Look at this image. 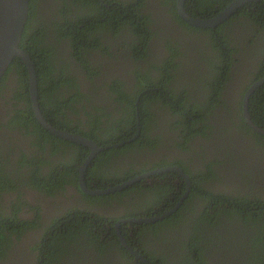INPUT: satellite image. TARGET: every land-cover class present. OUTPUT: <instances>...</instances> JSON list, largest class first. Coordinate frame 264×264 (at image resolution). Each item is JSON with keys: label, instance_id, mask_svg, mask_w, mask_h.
Listing matches in <instances>:
<instances>
[{"label": "flooded vegetation", "instance_id": "1", "mask_svg": "<svg viewBox=\"0 0 264 264\" xmlns=\"http://www.w3.org/2000/svg\"><path fill=\"white\" fill-rule=\"evenodd\" d=\"M235 1L236 0H213L211 4L210 2L206 4L208 6L202 7L203 13L197 12L194 14L191 5L195 6L196 4L199 6L202 1L185 0L183 7L180 9V0H68L67 5L70 8L67 17L70 19L73 26L76 25V28L80 30L78 29L77 32L73 30L75 32H70V36L66 39H61L60 42L56 41V50L53 57L55 67L59 70L60 66L64 64L67 65L68 71L62 79L64 85H60L58 90L54 88L52 95L49 94L52 100L49 99L50 103H47V106L44 105V109H47L46 111L48 114L42 112L39 101L40 109L44 118L53 127L57 128L52 122V117L54 116L63 123L71 124V129H74L76 132L63 129L59 130L85 137L96 142L100 147H105L107 149L95 155V158L84 171V178L82 179L83 165L91 154L90 148L83 146L89 149V151L87 157L78 163V153H81V150L77 149L79 148L77 147L79 144L69 146L60 140H56L58 144V146H56L54 142H49L48 138L44 137L45 135H42L40 138L39 133L36 135L31 134L30 132H32L34 126L31 122L27 128L13 123L12 120L15 111H25L28 108L25 101L15 97V92L13 91L16 86V82L14 81L15 76L11 75L5 81L0 90V152L6 163L5 166L7 169L5 177L9 187L6 188V192H3L1 195L0 212H3L2 214L5 215V218H9L10 220L16 215L20 222V226H14H18L19 229L21 228V232H18V227L16 232H7L9 237V239L7 238V244L10 247H5L6 253L0 257V264H39L37 255L39 253L38 250L43 247L40 243L42 237L46 233V229L55 221L63 218L64 213L74 210L73 208H85L94 213L105 214L115 219L119 218L113 227L121 243V238L124 237L121 228L124 227V229L128 231L126 234L130 239V244H128L127 239L124 237L127 242V246L122 244L124 248L133 255L129 250V248H132L150 264H153V262L148 258L150 256H147V254L143 252L142 246L147 247L153 252L157 251L159 252L158 254L161 255L180 256L178 252L179 247L174 245L175 243L173 241L177 239L181 241L192 233L191 229L193 228V222L179 221L177 224H173L169 229H159V231H157L159 237H156V235H154L155 233L151 230H148L150 234L147 235L139 226L144 224L153 225L168 219L170 216L177 213L179 208H181L184 202L189 198L193 189L192 180L183 168L173 164V162L176 157H179L184 160L182 163H185L186 166L195 173L200 164L195 158L191 157H195L193 156L192 150L193 147L198 145V141L196 144L192 142L190 146L192 149L190 148L188 151L177 145V143H181V141L178 135L174 132L171 133V122L175 120L173 118L174 114L171 109L172 107L168 105L163 106V99L156 98V100L152 102L153 104H149V108L151 109L150 113L154 114L155 118H153V123L148 126V133L151 136L161 135L164 137L165 141L161 143V148H158L155 152H150L149 148L131 149L126 152L118 151L114 155L106 156L107 154H104V152L112 150L114 147L122 148L124 143H113L109 146H102L96 140H93V138L91 139L85 136V134L95 133L98 136L101 135V139L106 143L111 142L110 139H106V135L103 136V132L97 128L96 124H94L93 127L92 124H88L93 122L87 118L85 113L90 112L96 116L99 115L101 122L107 121L110 118H121L123 116V111L121 107H117L120 105V102L117 101L118 95L111 92L115 80L124 82L123 91L127 94H132L137 89L138 81L144 79V77L138 78L137 73L146 75L147 72H150L152 78H157L160 75L158 70H162L166 62L173 74L171 84L176 89V92L179 91L178 89L181 88L180 86L185 85L189 87L187 84H195L196 81L192 80L198 79V89L196 92L191 93L190 96L196 98L198 105H203L205 102L207 105L208 94L206 95V93L203 92L207 82L204 81L203 78L207 77V73L211 68V63L216 61L217 52L214 49L213 41H218V44L221 46H224V43L228 41L229 47L225 48V50L230 52V56H232L233 63L230 64V66L233 65L232 68H230L231 74L239 73V75L242 76L243 81L237 74L236 77L238 80H233L231 83L227 84L222 92L223 100L228 102L230 106H235L239 102V96L236 95V90H240L242 86H249V89L256 82L254 79L257 78L258 74L260 76L263 72L264 11L258 7L257 3L264 4V0L247 3L240 7L223 23L214 27H202L191 24L185 15L187 14L194 19L211 20L217 17ZM61 4L62 3L58 0H46L42 1L36 10V20L38 21L36 22L35 29L38 32L43 30L45 39H48V37L53 39L55 31H52L53 29H51V26L47 23L45 24L44 21L52 18L51 16L55 12V9ZM212 14L215 15L211 17ZM135 24H140L139 26L145 25V27L149 28L148 32H150V35H148L147 32V36H143L140 31L143 27H135ZM189 27L197 29L198 31L195 32ZM33 33L34 30L32 31V34ZM211 34H214L215 38H213ZM73 36L78 37L77 43L73 42ZM145 40H147L146 49L143 46V43L146 42ZM224 67L225 63L223 65V68ZM252 72L253 74H250ZM263 78L264 76L262 75L258 80ZM74 79L75 81L72 82ZM159 80L161 81V79ZM57 81H61V79L59 78ZM252 81L253 83L250 84ZM49 82L54 86L53 81ZM143 83H145V81H143ZM157 83L158 81L155 82L156 86ZM156 86L147 87L146 90L162 89ZM70 87L72 88L70 89ZM193 89L194 88L191 86V90ZM29 94L34 118L38 124H41L33 109L30 82ZM61 94H64L62 98H66L65 102L57 100ZM139 100L140 98L138 102ZM56 102H60L59 104L62 105L61 110L63 114L59 113L58 107L55 108ZM243 102L244 97L242 98V105ZM223 106L224 105L216 106L213 109L215 116H212V120L221 121L219 125L220 129L222 128L224 132L233 139L229 140V137H227L225 141L222 139H213L211 141L213 145L216 142L222 144L214 146L213 149H216L210 155L208 154L211 148L208 149V147H206L207 144L202 146L206 147V154L208 157H218L221 161H227V164L224 165L225 168H221V175L216 178V184H206L203 187L206 190L212 189L216 194H223L226 197H245L252 195L264 197L263 174H258L250 169L251 166L256 167L261 165L260 160L263 159L264 150L261 147H256V152H253L250 147L247 146L246 140L243 141L245 144L239 148L241 143L237 141V138L241 139V137H244L240 135V133H236L235 130L237 127L234 125V120H236L235 116L228 113V110H226L227 108H223ZM249 115L252 119L250 112ZM95 120L96 119H93L94 122ZM140 124L141 122L138 120V134L127 140V143H131L139 137L141 129ZM157 126L159 130L156 129ZM43 129L44 132H50L44 127ZM251 130L255 132L252 128ZM231 132H233V135L230 134ZM50 133L53 134L52 132ZM114 134L117 137V141L119 140L118 137H125L124 133L119 134L114 132ZM55 136L63 139L57 135ZM63 140L68 141L66 139ZM233 143L238 145L236 155L233 154V152L231 155L224 150L217 149L223 145H227L233 149ZM101 154H103L102 157L107 160L110 159V162L107 161V165L102 167V174L117 175V179H110L109 181L104 180L106 185H112L105 189L97 188L99 187L98 185L102 184V181L96 178V176L90 177V179L87 177V173L94 167L95 161L98 160ZM250 156L252 157L251 159ZM258 156L262 157L259 158ZM163 160L169 161V164L166 167L155 169L154 166ZM66 162L69 164L64 166L63 164ZM74 166L77 167L78 172L77 184H73L71 181V179H74V169L76 168ZM99 168L100 166L96 165V172L101 171ZM164 168L181 169L189 176L190 185H188L185 178L177 170L168 171L175 172V175L167 177L166 179L165 176H162L168 172L143 177L158 169ZM51 169H57L55 174L56 176L59 174L60 179L57 181V191H54L55 193L50 195H46L42 189H38L31 185L30 181L31 176L35 172H39L41 177H43L45 174L49 173ZM258 169H263V167H258ZM223 174H227V176H223ZM137 178L140 179L135 181ZM60 181L63 183H60ZM82 181L91 191H106L109 189H113L114 191L102 195H93L87 193L82 188ZM127 183L130 184L122 189H118V187ZM157 184H169L175 187L176 191L173 194L174 196H169L163 205L156 207L152 212V216H140L145 206V200L141 199L143 197L142 195L147 196L146 200L149 198L151 199L154 192L152 189L157 187ZM183 184H186L185 190L182 188ZM124 192L125 195L122 197L121 193ZM84 194L93 197L115 195L117 198L122 197V199L121 201L114 199L110 202L97 201L95 204H91ZM179 194H181L179 201L174 203ZM170 200L173 201V207L161 214L162 211L169 207ZM195 204L194 207L196 211L193 212L192 215L190 212H187L186 217L191 215V217L196 219L201 218L200 227H208L207 229L205 228V236L210 235L208 232L209 230L211 233H217L219 229L223 231L228 225H243L242 219L237 213L232 215V219H230L234 220V224H226L225 221L227 219L220 214V209L216 210L218 215H215V217L213 215L205 217L201 212L202 199H197ZM224 207L229 209L228 205H224ZM132 211H135L134 214L139 216L122 218L127 213H133ZM74 215L75 214L72 216ZM146 217L157 219L153 222L122 223L119 229L116 227V224L123 220ZM71 219L72 218L66 221L68 222ZM34 221L37 222L36 226H27L28 222ZM214 222L215 225H213ZM23 223H25V226H23ZM110 225L111 224H108V227L111 229ZM122 225L124 226L122 227ZM96 230L101 233L103 232V230L99 228ZM104 232L102 233V238L106 235ZM138 234L139 238H137ZM170 237H172L171 240H169ZM37 243L40 245H38V250L35 252L34 247ZM166 246L167 248L163 251L162 249ZM211 249L212 252H210L211 255L209 257L211 264H232L230 259L224 258L222 252L209 246L208 251H211ZM91 256L94 257L96 255L95 253L89 255L85 254L83 257H80L79 260L72 255L68 257L69 259L64 264H100L95 258L91 259ZM133 256L135 258L133 261L144 263L137 256ZM102 259L103 262L101 264H126L117 246L114 245L111 246L108 254L104 255ZM53 263L54 262H51L50 264Z\"/></svg>", "mask_w": 264, "mask_h": 264}, {"label": "trees", "instance_id": "2", "mask_svg": "<svg viewBox=\"0 0 264 264\" xmlns=\"http://www.w3.org/2000/svg\"><path fill=\"white\" fill-rule=\"evenodd\" d=\"M42 1L46 0H30V15L25 31L23 33L21 48L26 50L35 62L39 85V101L42 112L48 114V112L46 111L47 109H44V105L50 103L49 99L52 100V98L49 97V94L52 95V91L54 90V88L58 90V87L60 85H64L62 79L68 71L67 65L64 64L60 66L59 70L55 67L53 57L56 50V41L60 42L61 39H66L70 36V32H75L73 30H76L77 32L79 28H76V25L73 26L72 22L67 17L70 8L67 5L68 0H58L62 4L58 5L57 9H55V12L51 16L52 18L44 21L45 24L47 23L49 26H51V29H53L52 31H55L53 39L48 37V39L46 38V40L43 30H41V32H38L35 29L36 22L38 21L36 20V10L38 9V6ZM200 1L202 2L199 4V6H197L196 4L195 6L191 5L194 14H196L197 12L203 13L202 7L208 6L206 4L209 2L210 4L213 2V0ZM257 5L260 9H262V11H264L263 3H257ZM214 15L215 14H212L211 17ZM139 25L140 24H135L134 26L137 27ZM139 27H143L140 29V31L142 35L146 37V33L149 31V28L145 27V25ZM191 29H193L195 32L198 31L194 28ZM33 30L34 33L32 34ZM148 35H150V32H148ZM42 36L44 39L42 38ZM76 36H73V42L77 43L78 37ZM211 36L215 38L214 34H211ZM145 41L146 42L143 43V46L146 49L147 40ZM213 43L214 49L217 52L216 61L211 63V68L209 70L210 73L208 72L207 77L203 78V80L207 82L204 87L205 89H203V92L206 93V95L208 94L207 105L206 102L203 105H198L196 98H194V96H190L191 93L196 92L198 89V79L192 80L196 81L195 84H187L189 85V87L185 85L180 86L181 88L178 89V92H176V89L171 84L173 74L166 62L165 66L162 67V70H158L160 72V75L157 78H152L150 72H147L146 75L137 73L138 78L144 77V79L138 81L137 89L132 94H127L123 91L124 82L115 80L114 85H112L113 89L111 92L118 95L117 101L120 102V105H118L117 107H121L123 111V113L120 112L123 114L121 118H110L107 121L101 122L99 115L96 116L94 114H91L90 112L85 113L87 118L93 122L88 124H92V127L94 126V124H96L97 128L101 132H103V136L106 135V139H110L111 142L106 143L101 139V135L98 136L95 133L85 134V136L91 139L93 138V140H96L102 146H109L113 143H124V146H122V148L114 147L112 150L104 152V154H107L106 156L114 155L118 151L126 152L127 150L131 149L135 150L139 148H149L150 152H155L158 148H161V143L165 141L164 137L161 135L151 136L148 133V126L153 123V118H155V115L150 113L151 109L149 108V104L154 102L156 98L163 99V106L168 105L172 107L171 109L174 114L173 118L175 120H172L171 122V133L174 132L176 135H178V138L181 141V143H177V145L188 151L190 150V148L192 149V147H190L192 145L191 143L193 142L196 144L198 141V145H196V147H193L192 150L193 156L195 157H191L195 158L200 164L195 173L190 170L185 163H182L184 162L183 159L176 157L173 162V164H176L183 168V170L190 176L192 180L193 189L192 193H190L189 195V198L184 202L181 208H179L177 213L170 216L168 219H165L162 222H158L157 224L153 225L144 224L139 226L141 230H144L147 233V235L150 234L148 230H151L153 233H155L154 235H156V237H159V234L157 233L159 229H169L171 226H173V224H177L179 221H190L194 223L193 228L191 229L192 233L188 232L190 234L181 241L179 239L173 241L175 243L174 245H177L179 247L178 252L180 256H165L164 254L161 255L158 254L159 252L157 251L153 252L147 247L142 246L143 252L147 254V256H150L148 258L151 260V262H153V264H211L209 257L211 255L210 252H212V249L211 251H208L209 246H212V248L214 247L215 250L222 252L224 258H227L228 260L230 259L232 264H264V197L259 195L245 197H226L223 194H216V192L212 191V189L206 190L203 187L206 184H216V178L221 175V168L224 167L225 164H227V161H221L218 157H208V155L212 154L215 151L216 148L213 149L214 146H216L217 144H222L216 142L213 145L211 141L213 139H222L225 141L227 137H229V140L233 139L231 136L227 135L222 128L220 129L219 125L221 121L212 120V116H215L213 113V109L216 106L224 105L223 108L226 107V110H228L227 112L235 116L236 120H234V125L237 127H235V131L236 133H240V135L244 137H241V139L237 138V141L241 143L239 145V148L243 146V144H245L243 141L246 140L247 146H249L253 152H256V147H261L264 150V135L253 132L251 128L246 124L242 114V98L244 97V93L249 86H242L240 90H236V95L239 96V102L235 106H230L228 102H226L222 98L224 87H226V85L231 83L233 80H238L236 76L237 74L239 75V73L231 74L232 72L230 68H232L233 66H230V64L233 63L232 56H230V52H227L225 50V48L229 47L228 41L224 43V46L218 44V41H213ZM224 63L226 68H223ZM250 74H253V72ZM11 75L15 76L14 81L16 82V86L13 89V91L15 92V97L19 100L25 101L28 108L25 111H15L12 122L19 124L20 126L25 128H27L31 122L34 125L32 132H30L31 134L36 135L37 133H39L40 138L42 135H45L44 137L48 138L49 142H54L56 146H58L56 140H60L69 146L77 145L60 139L48 131L44 132L42 125L38 124V122L35 120L29 94L28 70L21 59L15 58L11 63L5 75L0 80V90L2 85ZM262 75L264 76V68L262 74L260 76L258 74L257 78H255L254 80L257 81L261 78ZM239 76L243 81L242 76ZM59 78L61 79V81H57ZM159 79H161V81ZM49 81H53L54 86ZM74 81L75 79L72 80V82ZM143 81H145V83H143ZM156 81H158L157 86L155 85ZM252 83L253 81L250 82V84ZM170 84L172 87L170 86ZM150 86H156L157 88L160 87L162 89L146 90L147 87ZM191 86L192 88H194L193 90H191ZM71 88L72 87H70V89ZM62 96H64V94H61L59 96V99L57 100H59L60 102H65L66 98H62ZM139 98L140 100L138 102ZM59 103L55 104V108L58 107L59 113L63 114V111L61 110L62 105ZM249 112L252 115L253 122L261 128H264V85L262 87H259L251 97ZM93 119H96L95 122L93 121ZM138 120L141 122L139 137L133 140L131 143H127V140L135 137L138 134ZM52 122L58 129L76 132L74 129H71V124L63 123L54 116L52 117ZM156 129L159 130V127L157 126ZM114 132L119 134L124 133L125 137H118L119 140L117 141V137ZM230 134L233 135V132H231ZM204 144H207L206 147H208V149L211 148V151L208 155L206 154V147L202 146ZM233 145V149L227 145H223L217 149L224 150L226 151V153L231 155L233 152V154L236 155L238 145H235L234 143ZM77 147H79L77 149L81 150V153H78L79 158H77V161H79L78 163H80L87 157L89 149L79 145ZM102 156L103 154L99 156L98 160L95 161L94 167L87 173V177L89 179L90 177L92 178L93 176H96V178L102 181V184L98 185L99 187H97L99 189H105L109 186H112L106 185L104 180L109 181L110 179H117L116 174H102V167L104 165H107V161L110 162V159L107 160ZM258 157L260 158L262 156ZM251 158L252 157L250 156V159ZM263 160L264 155L263 159L260 160L262 166H251L250 169L252 171L254 170V172L258 174H263L262 178L264 180ZM5 164L6 163L4 162V158L0 152V199L2 193L6 192V188L9 187V184H7L5 177L7 169ZM68 164L69 163L66 162L63 165L67 166ZM168 164L169 161L163 160L162 162L154 166V168H163ZM96 165L100 166L99 169H101V171L96 172ZM258 167H263V169H258ZM56 170L51 169V171L45 174L43 177H41L39 172H35L31 176V185L35 186L38 189H42V191H44L46 195L55 193L58 187L57 181L60 179L59 174L58 176H56L55 174ZM172 175H175V172L165 173L162 177L165 176L166 179L167 177H172ZM223 176H227V174H223ZM77 178L78 172L76 167L74 169V179H71L73 184H77ZM180 178L183 179L182 177ZM61 182L62 181H60V183ZM182 188L183 190H185L186 184H183ZM153 190V197L151 199L149 198L146 200L147 196L142 195L143 197L141 199L145 200V206L143 207L140 216H152L153 210H155L156 207L163 205V203L167 201V198L169 196L173 197V194L176 191L175 187L169 184H157V187L153 188L152 191ZM84 195L88 202H90L91 204H95L97 201L110 202L114 199L117 201H121L122 197L125 195V192L121 193V198H117L115 195H109L107 197H93L86 194ZM180 197L181 194L177 195L174 203L178 202ZM199 198L202 199L201 206L203 211L201 210V212L205 215V217H210L211 215L215 217V215H218L216 210L220 209V214L225 216V218L227 219L225 221L226 224H234V220L230 219H232V215L237 213V215L239 214L240 218L242 219L243 225H228L223 229V231L219 229L217 233H211L209 230L208 232L210 233V235L205 236V228L207 229L208 227H200L201 218L196 219L194 217H191L193 212L196 211L194 205H196L195 202ZM172 202L173 201L170 200L169 207L166 209L164 208L165 210L162 211L161 214L173 207ZM224 205H228L229 209L224 207ZM73 209V212L69 211L64 213L63 218L55 221L46 229V233L42 237V241L40 243L43 246H40L41 249L38 250V245H40L38 243L34 247L35 252L37 250L39 251L37 255L39 264H50L51 262H54L53 264H64L69 259V256L73 255L74 258H77V260H79L80 257H83L85 254L89 255L94 253L96 256H91V259L95 258L96 261H99V263L101 264L103 262L102 258L104 257V255L108 254L112 245L117 246L119 252L121 253V257L125 259L126 264H144L142 262L133 261V259H135L134 256L127 252V250L122 245L121 240L115 228L113 227L115 222H117L119 218L115 219L113 217H108L105 214L94 213L85 208ZM132 212L133 213L130 214L127 213L122 218L139 216L134 214L135 211ZM187 212L191 213V215H189L188 217H186ZM2 213L3 212H0V257L5 255V247H10L7 244V240L9 239L7 232H16L19 227L17 226V229V227L14 225L20 224L16 215H14V217H12L13 219L10 220L9 218H5V215ZM73 214H75V217L72 216ZM70 218L72 219L67 222L66 220ZM36 224V221L28 222L27 226L34 227L36 226ZM108 224H111V229L108 227ZM213 225H215V222ZM23 226H25V223H23ZM123 226L124 225H122V227ZM97 228L103 230V232L105 231L104 233H106V235L103 238V232L101 233L97 231ZM19 231L21 232V228L18 230V232ZM121 231L125 239H127L128 244H130V239L126 234L128 231L125 230L124 227L121 228ZM137 238H139V234ZM171 238L172 237H170L169 240H171ZM166 248L167 246L162 250L165 251Z\"/></svg>", "mask_w": 264, "mask_h": 264}, {"label": "water", "instance_id": "3", "mask_svg": "<svg viewBox=\"0 0 264 264\" xmlns=\"http://www.w3.org/2000/svg\"><path fill=\"white\" fill-rule=\"evenodd\" d=\"M253 1H261V0H236L232 3L228 8H226L223 12H221L217 17L211 20H200L194 19L189 15L185 14L189 23L194 24L196 26L202 27H214L220 23H223L227 20L231 15H233L240 7L246 5L249 2ZM185 0H180L179 8L183 7ZM30 11V0H0V80L5 75L11 63L15 58L21 59L27 67L29 82H30V90L31 97L33 100V109L36 114L38 121L42 124V126L52 132L54 135H57L63 139L74 142L76 144L85 146L90 148L91 154L89 158L84 162L82 169V179L84 178V171L87 166L92 162L95 158V155L103 150H106L105 147H100L96 142L89 140L85 137L78 136L76 134H72L69 132H65L53 127L42 115L40 105H39V85H38V76L35 62L33 61L30 54L21 48V42L23 38V33L25 31L28 17ZM264 85V78L256 81L245 93L244 102H243V117L246 120L247 124L257 133L264 135V129L257 126L251 119L249 115V100L251 96L255 93V91ZM177 170L181 173V175L185 178L188 185H190V179L187 174H185L181 169L178 168H164L158 169L155 172H151L148 175L143 177H148L152 174L157 173H165L168 171ZM142 178V177H140ZM140 178H137L135 181H138ZM130 183L124 184L123 186L118 187V189H122L128 186ZM82 188L87 192L93 195H102L107 194L109 192H113V189H109L106 191H91L87 188L85 183L82 181ZM157 218H141V219H127L123 220L116 224L117 229L121 227V224L128 222H153ZM122 239V244L127 246V242ZM131 253L141 259L144 263L150 264L144 257L136 253L132 248H129Z\"/></svg>", "mask_w": 264, "mask_h": 264}]
</instances>
